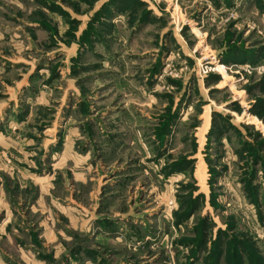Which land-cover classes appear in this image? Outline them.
I'll return each mask as SVG.
<instances>
[{
  "label": "rangeland",
  "instance_id": "1",
  "mask_svg": "<svg viewBox=\"0 0 264 264\" xmlns=\"http://www.w3.org/2000/svg\"><path fill=\"white\" fill-rule=\"evenodd\" d=\"M0 264H264V0H0Z\"/></svg>",
  "mask_w": 264,
  "mask_h": 264
},
{
  "label": "built area",
  "instance_id": "2",
  "mask_svg": "<svg viewBox=\"0 0 264 264\" xmlns=\"http://www.w3.org/2000/svg\"><path fill=\"white\" fill-rule=\"evenodd\" d=\"M0 134H1V132H0Z\"/></svg>",
  "mask_w": 264,
  "mask_h": 264
}]
</instances>
